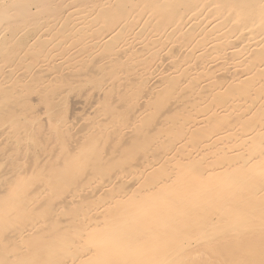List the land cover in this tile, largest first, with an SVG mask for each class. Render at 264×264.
Instances as JSON below:
<instances>
[{
	"label": "bare ground",
	"instance_id": "6f19581e",
	"mask_svg": "<svg viewBox=\"0 0 264 264\" xmlns=\"http://www.w3.org/2000/svg\"><path fill=\"white\" fill-rule=\"evenodd\" d=\"M30 26L34 27L28 33ZM25 44L29 45L20 50ZM8 45L13 46L10 53ZM34 52L39 55L33 56ZM1 53H5L0 55L1 96H23L42 86V81L48 86L53 79L44 70L48 72L52 67V75L68 76L73 60L95 56L97 64L116 62L119 70L114 74H122L123 78L122 71H128V67L140 71L139 76H150L154 86L164 78H172L179 93L171 91L177 97L171 98L170 109L164 108L167 112L162 111V128L155 129L154 141L144 145L138 161L107 177L99 175L105 178L103 181L96 177L92 180L93 175L87 173L92 182L85 185L82 182H88V178H81L85 189L92 191L89 197L84 196L87 190L81 195L83 187L76 192L73 187L71 194L63 197L66 201H60L62 195L56 196L54 188L66 172L61 173L63 168H59L57 177V172L50 173L44 189L34 190L33 194L24 193L29 184L26 186L23 172L12 176L4 196L0 193V264H194L192 256L203 257L204 263L210 264V259L204 258H210L214 249V254L219 249L216 255L220 261L224 259L221 255L230 254L224 256L229 264H264V0H0ZM52 61L58 63L53 67ZM58 71L61 74H56ZM32 80L37 83L33 90L25 87ZM122 81L125 80H116L115 85L120 86ZM144 93L132 121L119 124L118 136L130 138L129 129L142 124L139 116L151 109L147 105L150 95ZM154 99L158 97L153 98V104ZM13 100L9 97L8 101L15 103ZM2 101L1 116L5 100ZM73 105L76 110L72 119L65 122L75 127L82 114L86 113L84 119L87 117L90 108L83 107L78 99ZM171 111L180 118L170 120L173 115L166 113ZM209 120L213 128L207 130L204 123ZM156 122H160L159 118ZM167 123L177 130L175 139L169 137L170 129L165 131ZM11 124L14 126V122ZM87 124L89 121L83 129L76 126L75 136L90 134ZM50 128L58 131V127ZM147 130L151 132L147 126L141 127L143 138L150 134ZM5 132L8 131L0 130L1 144L11 131ZM165 139H173L172 144L160 143ZM117 150L113 155L122 153L121 148ZM1 161L2 158L0 170L4 173L5 160L4 164ZM42 162H46L45 158ZM75 164L66 163L64 167L78 171L83 168ZM70 173L68 177L75 174ZM146 174L153 175V183L144 180ZM77 181L75 186H82ZM48 195L51 201H60H55L54 209L52 202H44ZM38 204V211H29ZM26 214L28 221L18 223ZM206 245H214V249L206 247L207 256L200 255L201 249L199 254L194 252L196 246L203 249Z\"/></svg>",
	"mask_w": 264,
	"mask_h": 264
},
{
	"label": "rangeland",
	"instance_id": "374dc122",
	"mask_svg": "<svg viewBox=\"0 0 264 264\" xmlns=\"http://www.w3.org/2000/svg\"><path fill=\"white\" fill-rule=\"evenodd\" d=\"M33 27L34 26H30V27L27 28L28 33L30 31L32 32V28ZM28 45L25 44L24 46L19 47V49L22 50L24 47H26ZM8 46H10V48ZM8 46H7L6 50L9 51L8 53H10V51L13 49V46L12 45H8ZM19 49H18V51H19ZM7 51H6V53H7ZM18 51H17L16 54H19ZM35 53H37V52H34L32 55L35 56ZM0 55L3 56V55H5V53H1ZM37 55H39V54L37 53ZM40 55H42V53H40ZM97 55L99 56V54H97ZM102 55H103V53H101V56ZM103 56H105V55H103ZM93 58L94 57H91L89 59L88 58L87 59L83 58V59H81V61L80 60L78 61V59H77V61L73 60L74 62L72 63V65H74V66H71L70 71L67 72L69 70L68 69L69 67L67 69H65L67 71L64 70L65 72L70 73V74H68V76H66L65 72H62V73H65L64 75L61 74V72H59V71H58V73H56V74L60 73L61 75L66 76V77H63V78H62L61 75H59V76L55 75V74L52 75L51 74L53 72L52 71L53 70L52 67L50 68V70L52 72L49 70V68H48V72H46L47 70H44L43 73L44 74L49 73L47 75H49L53 79V80H50L51 81V82H49L50 85H48L50 87V89L47 86L46 82L42 81L41 82L43 84L42 86L41 85L40 86H36V89L34 91H30L29 93L28 92L24 93L25 95H23V96L21 94H18L17 96H1L0 95V101L1 100H3V101L5 100L4 104L2 105V108H1V110H2L1 112L2 113L4 112V114H2V116L0 114V130L1 129H6L8 132L11 131L9 133L5 132V133H8L7 136L4 137L5 138L4 139L5 142L3 144L0 143V160L2 158V161H3V162L1 161V163L4 164V160H5V165L2 166V164H1V166H2V168L5 167V170H4L5 172L4 173L6 175V176L4 175L3 170H0V172L2 171V173H3L2 175H0V193L3 192L1 194L2 196H4V192H6V190L8 189V187H9L11 181H12V176H13V178H15L16 176H19L17 173L22 174V172H23L22 177L24 176L23 178H26L25 179L26 180V186H27V184H29L28 185L29 187L27 186L25 188L24 193H26V194H28V193L31 194L32 193L33 194V193L38 192V189H39V191L40 190L42 191L44 189L43 187L45 185H43V184H45L46 181L49 180V178L52 176L50 173L57 172V174L55 173V176L56 175L59 176L60 171H62L61 173L65 172V171L66 172L63 173L64 175L60 176L62 181L59 179V182H57L58 183L57 184V188H54V189H56V191H55L56 196H57V194H60L59 196H61V195L62 196L61 197L58 196L59 198H63V197L65 198V194L67 193L66 197H68L67 195H68L69 192H71L73 187L75 188V190H74L75 192H76V190H79V189H81L83 187V190H82L83 193L81 195H84V193L86 192L85 190H87V189H85V186L82 183H84L86 185V183L92 182V181H90L91 179L89 180L88 175L89 176L93 175L91 177L92 180H94V179H97V180L100 179L101 181L105 180V178H101V177L102 176L103 177H107V175L113 174V172L115 173L118 169L125 168L124 166L127 167V164L129 166L130 164H132V162L138 161L137 159H139L141 157L142 148L144 147V145L147 146L148 144H150L151 142L154 141V137L155 136H153V135H156V133H155L156 130L155 129L159 130V128H162L161 127V119L164 118V114L162 113V111L165 110L164 108H166V110L170 109L171 106L169 107L168 105H172V103H173V102H170V101H173L172 99L176 98L177 97L176 94L179 93L178 91H176L177 89H175L176 83L172 80V78L167 79V78L162 77V78H164L162 80L165 81L167 85H164L165 82L162 81L164 84H162V82H159L160 84L157 82L158 84L155 83V86H154L153 82H151L150 79H149L150 76H146V75H145L146 77L144 75L139 76V74L137 72H140V71L136 72V71L132 70L129 67H128V71L127 70L124 71L123 69H121V70L124 71V72L122 71V73H124L123 76L125 77V78H123L122 74L121 75L120 74H114V72L116 70H119V69H117L118 66H117L116 62L113 63V64L110 62V63H107L105 65H102V64H97V62L95 61L96 60V56H95L94 59ZM52 62H50V63H52L51 66H53V65L55 66V64L58 63V62H54V61H52ZM76 62H78V64ZM79 63H81V64H79ZM83 63H85V64H83ZM132 63L134 64V62H132ZM92 64H94V65H92ZM108 64H110V65L112 64V66H110V65L108 66ZM84 65L86 66L85 68L83 67ZM104 66L105 67L107 66L109 68H107V67L105 68ZM49 67H50V65H49ZM75 67L83 68V69H77ZM95 67H96V69H95ZM125 67H123V68H125ZM79 71H80V74H79ZM130 71H132V73ZM71 74H74L76 77L74 75H71ZM131 74H134V75H131ZM87 75H89L88 78L86 77ZM127 75H129V76H127ZM44 76H46V75H44ZM36 77L39 78V76H36ZM36 77L32 76V78L37 80L38 78H36ZM53 77L56 78V80H54ZM60 78H62L63 80H66V81L64 82L63 80H60ZM58 79H59V82H58ZM119 79L120 80L122 79V80H125V81H122L123 84H121L120 86H116L115 85L116 80H119ZM148 79L150 81L149 83H151L153 86L152 85L150 86L148 84ZM81 80H83L84 82L81 81ZM33 81L34 80L28 82V84L26 83L25 87L33 90V88H35V87H33V84L34 83L37 84L36 82L33 83ZM139 82H141V83H139ZM108 83H110V84L108 85ZM126 83H127V85L125 86ZM30 85H32V86H30ZM44 85L46 87H44ZM147 85L150 86V88ZM159 85L160 86L162 85L161 88L159 87ZM146 86L148 87L147 93L148 92L150 93L152 91L151 94L144 93L146 91V88H147ZM142 88H143L144 91H142ZM151 89H153V90H151ZM154 89H156V91ZM158 89H159V91L161 90V92H163V93H161V92L158 93ZM164 89H166V90H164ZM174 89L176 91L175 92L176 94L172 95L174 91L173 92H171V91L174 90ZM85 90H86V92H85ZM2 91L3 90H0V92H2ZM143 93L145 95H150V98H149L150 100H148V102H147V105L151 107V109L149 111H147L149 113L147 114V112H146L147 116L143 114L145 116V118H144L143 115H140L141 118L139 116V119L141 120L139 122H141L142 124L137 125V128L133 127L132 129L131 128L129 129L131 131V133H132V135H130V138H125V137L120 136V135L118 136L117 130H118L119 124L120 123H124V122L125 123L126 122L129 123V122L132 121L134 112L136 111V109H138L139 105L141 106V102H140L141 100H139V98L143 96ZM152 93H154L155 95L157 94L156 96L158 97V99H154L156 101L155 104H153V98H157V97H153ZM163 94H165L166 96L163 95ZM139 95H141V96H139ZM38 96L42 97V99L39 98ZM163 96H165V98ZM6 97H7V100L5 99ZM9 97H11V98L13 97V99H15V101L13 100L15 103H12L11 101H8ZM222 97H224V96H222ZM33 98H36V99H33ZM162 98H164V101H163ZM75 99L81 100L83 107L90 108V112L87 113V117L85 116V119H84V115L86 113H84V115L81 113L82 114L80 116L81 118L79 117L80 118L79 119L80 122H81L82 119H84L86 122L89 121V124H87L88 126H86V127H88L87 129L92 130L94 132V134H93L91 131L86 130L87 132L90 133L88 135L85 134V137L88 138V139H86L84 136L82 138L78 134L76 136H78L80 138H77L75 136L77 128L78 129H79V127L80 128L82 127V129H83V127L85 128L84 125H86V122H84V120H82L83 123H80L79 121H77L78 122V126L76 125L77 128H76V126L74 127V126L70 125L69 123H68L69 124L68 125L65 122L67 120H69V122H70V119H68V118L72 119V114H73L74 110H76L73 107V106H75V105H73ZM16 100L19 101V103L16 102ZM6 102H7V106H6ZM142 106H143V108H147L144 104ZM96 107H98V108H96ZM91 109H92L93 112L91 111ZM93 109H95V110H93ZM77 111H80V110H77ZM70 112H72V113H70ZM166 112H164V113H166ZM159 113L162 114V115L160 116ZM5 114H6V116H5ZM17 114H20L21 116L19 117ZM35 114H36L37 118H36ZM70 114H71V116H70ZM166 114H168V115L172 114L173 115L170 120H177V119L180 118V114L176 113V115L174 116V113H172V111H171V113L169 112V113H166ZM24 116H26V117H24ZM27 116H29V117L32 116V117L29 118ZM82 116H83V118H82ZM21 117H23V118H21ZM113 117H115V118H113ZM25 118H26V120H25ZM57 118H58V121H57ZM158 118L160 120V122H158L159 124L156 122V120H158ZM103 119H105V121ZM10 120L12 122H14V126L11 124L12 122ZM76 120H77V118H76ZM153 120H154V122H153ZM94 121H96V122H94ZM9 122H11L10 125H9ZM44 122L46 123V125L44 124ZM49 123H51L52 129L53 128L55 129L56 127H58V131L56 130L57 128L55 130H51V128H50L51 125ZM5 124H8L10 127H13V128L9 127L10 128L9 129V128H7V126ZM33 124H35V125H33ZM54 124H55L56 127H54ZM169 124L170 123H167L168 126L166 125L167 127H164L165 131H167L166 129H170L171 133H168V135H169V137H172L173 139H175L177 137V130L175 131V129L172 128L171 124L170 125ZM204 124L207 125L205 127V129L208 128L207 130H210V129L213 128V127H211V121L210 120L205 122ZM143 126H147L148 129L151 130V132L147 130L150 133L149 135L146 136V133H145V136H146L145 138L146 139L143 138L144 136L140 134L141 133L140 132L141 127H143ZM110 127H112V128H110ZM153 127H155V128H153ZM164 128H163V130H164ZM201 128H203V127H201ZM171 129H173V130H171ZM19 130L21 132H19ZM70 130L73 131V133ZM105 130H106V132H105ZM202 130L203 129H201V131ZM95 131L97 133H95ZM16 132H19V135L18 134L15 135ZM25 132H26V134H25ZM12 134H13V136H12ZM56 134H57V136H55ZM174 134H176V135H174ZM8 135H9V137H8ZM18 136H19V138H18ZM198 136H199V134H198ZM74 137H75V139H74ZM93 137L95 139H93ZM99 137H102V138H99ZM149 137L152 138V141H150L151 138H149ZM9 138H12L13 140L15 139L16 142L11 140V139L9 140ZM56 138H58V139L60 138V139L59 140L57 139V141H55ZM82 139H83V141H82ZM99 139H100V141H99ZM173 139H169L168 142L166 141L168 139H165V141L162 140L160 143L165 142L166 144L163 143L164 145L170 146L169 143L171 142L170 144H172ZM87 140H89V141H87ZM10 141L13 142V144L10 143ZM74 141H76V143ZM79 141H81V142H79ZM60 142H61V146L58 145V143L60 144ZM77 142H79V143H77ZM88 142H91L90 145H92V146L88 145V147H87L85 144L88 143ZM55 144H57V145H55ZM101 144L102 145L104 144L103 145L104 147ZM105 144L107 145V147H106ZM12 147H13V150H11ZM29 147H31V148H29ZM61 147L64 148V149L62 150ZM119 148H121V152H122V153H118L120 156L118 157V154L117 155H113V153L116 154V151H118L117 149H119ZM113 149L115 150L114 152H113ZM70 150H71V152L72 151L73 152L71 153ZM4 151H7V152L5 153ZM52 151H54V152H52ZM63 151H65V152H63ZM66 151H68V152H66ZM82 151H83V153H81ZM107 152H108V154H106ZM13 153H15V154H13ZM39 153H42V156ZM43 153H45V154H43ZM74 153L75 154L78 153V155H81V156H76L77 157L76 158ZM111 155H112V157H111ZM85 156L88 157L89 162L86 161V157ZM115 156H117V157L115 158ZM3 157H5L4 160H3ZM90 157L91 158L93 157V159H91ZM44 158H45L46 162H42V160L44 161ZM49 158H51L53 160V163H52L51 159H49ZM134 158H136V159H134ZM74 159H75V163H77V164L73 163ZM78 159L80 160L79 161L80 163L77 161ZM90 159L92 161H90ZM83 162H84V164H83ZM29 163H31V164H29ZM64 163L65 164L66 163H68V164L71 163L73 165L75 164V167H77L78 164H79V166L83 167L79 171H78V169L72 167L73 171L75 172V174L78 175L79 172H80V174H79L80 177H79V175L77 176V175H75L73 173L71 167H69V169L71 168L70 171L67 172V170H69V169H65V168H67L68 165H66V167H64V165H65ZM54 164H55L56 167L54 166ZM43 166H45V167H43ZM6 168H7L8 171L6 170ZM59 168L60 169L63 168V169L60 170ZM10 170H12V172H14V173L11 174ZM49 170H50V172H49ZM95 171H96V174H95ZM7 172H9V173H7ZM70 172H72L73 174H72V176L69 175V177H68V173H70ZM91 172L94 173V174H92ZM87 173H88V175H87ZM46 174L47 175L49 174V175L47 176ZM84 174H86L87 176L84 175ZM99 175L101 177H99ZM146 175L149 176L150 174H146ZM146 175L144 176V180H147L149 183L150 182L153 183V181L151 180V177L153 175L151 174V176H149V177L146 176ZM75 176H76V178H75ZM84 176H85V178H84ZM66 177H68V178L65 179ZM94 177H96V178H94ZM70 178L72 180H70ZM79 178L80 179L84 178L83 181H85L86 178H88L89 181L87 182V180H86L85 182H82V179L80 180ZM152 179H154V182L156 181L155 177H153ZM42 181H45V182H42ZM76 181L79 182V183L82 182V183H80V185L82 184V186H79L80 188L77 187L78 183H76ZM40 183H42L41 187H39ZM75 183H76L77 186H75ZM67 185H69V186H67ZM94 187H96V186H94ZM1 189L3 191H1ZM28 191H30V192H28ZM57 191H59V192L57 193ZM80 191L78 193H80ZM87 191H88V193H85L84 196H86V194H87V197H89L90 193L92 191L89 188H88ZM69 194H71V193H69ZM84 196H82V197H84ZM87 197H85L86 200H87ZM64 198L61 199L60 201H66V200H64ZM44 199H45L44 202L47 203V204H49L50 202H52V204L54 203L53 205L51 203L50 204H51L52 207L54 206L53 209L55 208V205L57 204V202H55V201L58 200L57 198L55 200L52 199V201H51V195L50 196L48 195ZM39 204L36 205L37 207L36 206L30 207L29 211L31 212V211H34L35 209L38 211V209H40V208H38ZM51 206H50L49 211H51ZM31 208H33L34 210H31ZM26 215H24L23 218L21 217V219L18 220L17 222L21 223V224H25L28 221V218H29V214H26ZM10 230H12V228H10ZM245 242H246V240H245ZM245 242H243V243H245ZM240 244L241 243H239L238 245H240ZM263 244H264V242H263ZM208 246H209L210 249L211 248L214 249V245L213 246L212 245H206V246H204L203 249L201 248L203 246H196L194 252L196 251L195 253L198 252V254H199V252H201L200 251V249H201L202 252L200 253V255L202 253H203L202 255H206L207 253L209 254V252H208L209 249L207 250V248H206ZM236 246H237V244H236ZM197 249H198V251H197ZM214 251H215V249H214ZM214 251H210V253H212V254H209V255L210 256L211 255L215 256L216 258L213 257L211 259L212 256L209 258V256H207V255H206L207 257L204 258L205 260H209L210 259L209 260L211 262L210 264H214V263L215 264H217V263L219 264V262L221 264L223 260L225 262H227L229 260V259L228 260L225 259L224 256H226V255L228 256V254L224 253V255H221V256H223L224 259L222 261H220V259L218 258L219 255H216V253L219 251V249H217L215 254L213 253ZM232 255H233V253H232ZM229 256H231V255L229 254ZM202 258L203 257H200V258L196 259V257L193 258V256H192V259L194 260V264H197V263L206 264V263H204V260ZM195 259H196L197 262H195ZM218 259H219V261H218ZM199 260H201V261H199ZM213 260H215V261H213ZM224 261H223V263H224ZM229 262H230V260L227 263L229 264Z\"/></svg>",
	"mask_w": 264,
	"mask_h": 264
}]
</instances>
